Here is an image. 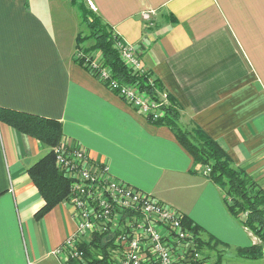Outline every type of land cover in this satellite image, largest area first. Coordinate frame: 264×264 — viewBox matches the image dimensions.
<instances>
[{
  "label": "crops",
  "instance_id": "0c3cea01",
  "mask_svg": "<svg viewBox=\"0 0 264 264\" xmlns=\"http://www.w3.org/2000/svg\"><path fill=\"white\" fill-rule=\"evenodd\" d=\"M89 1L121 42L137 47L180 123L204 130L264 189V0ZM53 3L0 0V108L59 121L63 142L233 249L224 264H264V256H238L259 239L239 226L172 130L80 66L75 41L60 43ZM50 149L0 120V264H64L53 251L76 229L73 208L66 199L37 217L45 200L28 172Z\"/></svg>",
  "mask_w": 264,
  "mask_h": 264
},
{
  "label": "built area",
  "instance_id": "2783aa9c",
  "mask_svg": "<svg viewBox=\"0 0 264 264\" xmlns=\"http://www.w3.org/2000/svg\"><path fill=\"white\" fill-rule=\"evenodd\" d=\"M143 17L150 20L151 16L145 12ZM115 47L130 69L143 71L137 47L120 39ZM81 57L82 53L77 52L76 58ZM89 62V69L97 72L96 78L124 102L146 119L159 117L156 101L138 88L112 79L97 59ZM53 152L56 165L70 180L67 202L73 208L76 221L75 231L53 251L64 264H72V260L85 262L84 248L90 247L97 237L110 244L109 264H215L185 226L182 212L114 178L108 165L94 164L78 145L62 141ZM209 171L207 168L206 172Z\"/></svg>",
  "mask_w": 264,
  "mask_h": 264
},
{
  "label": "trees",
  "instance_id": "16d2710c",
  "mask_svg": "<svg viewBox=\"0 0 264 264\" xmlns=\"http://www.w3.org/2000/svg\"><path fill=\"white\" fill-rule=\"evenodd\" d=\"M81 16L89 34L83 38L79 35L76 37V49L82 53V57L76 58V62L96 77L97 72L89 69V61L95 60L98 55L100 67L107 69L112 79L138 88L159 104V117L154 119L150 116L147 120L158 126H168L172 130L177 140L192 155L196 172H201L218 186L229 213L259 239V244L238 248V256L250 260L264 256V189L245 169L234 166L227 152L204 130L199 127L188 128L180 123V110L159 80L152 78L149 72L134 71L123 62L115 47L117 36L110 25L99 15L96 17L87 10ZM86 39L91 41L90 45L81 46V42ZM0 120L51 148L28 170L30 178L45 200L44 206L36 213L37 217H42L58 203L68 199L70 194V180L56 165L53 152L63 140L61 123L3 108H0ZM207 168L209 172H206ZM244 214L246 217L242 218ZM184 224L195 235L199 248L217 251L215 264H223V253L218 251L222 243L211 235L204 238L203 228L186 216ZM109 245L102 237L95 238L90 247L84 248L85 262L72 260V264H109Z\"/></svg>",
  "mask_w": 264,
  "mask_h": 264
},
{
  "label": "rangeland",
  "instance_id": "374dc122",
  "mask_svg": "<svg viewBox=\"0 0 264 264\" xmlns=\"http://www.w3.org/2000/svg\"><path fill=\"white\" fill-rule=\"evenodd\" d=\"M53 5L55 15L54 24L56 27V31L58 32V39L63 46L70 47V45L72 46L74 41L76 43L77 35L82 38L87 37L89 31L86 27V24L81 18V14L87 10L88 12H92V14H95L96 17L98 16L95 9L91 7L88 0H54ZM90 43L91 41L86 39L81 42V46L88 47ZM239 222V226L242 227L241 223ZM247 237L249 239V242L251 243L253 235L251 234ZM219 248L218 251L223 253L224 260L227 262L232 261V258L235 255V251L233 249L230 250L222 246H220ZM209 252L210 251H205L206 254H210L213 258L217 253V251H214V253Z\"/></svg>",
  "mask_w": 264,
  "mask_h": 264
},
{
  "label": "bare ground",
  "instance_id": "6f19581e",
  "mask_svg": "<svg viewBox=\"0 0 264 264\" xmlns=\"http://www.w3.org/2000/svg\"><path fill=\"white\" fill-rule=\"evenodd\" d=\"M117 39H118V37H117ZM97 58H99V57H96V56H95V59H97ZM97 60H98V59H97ZM140 73H144V70H143L142 72H140ZM184 218H185V216H184ZM210 253H214V251H213V252L210 251ZM209 255H210V254H209ZM216 256H217V255L215 254V257L213 258V257L210 255V257H212V258L214 259V261H215V259H216Z\"/></svg>",
  "mask_w": 264,
  "mask_h": 264
}]
</instances>
